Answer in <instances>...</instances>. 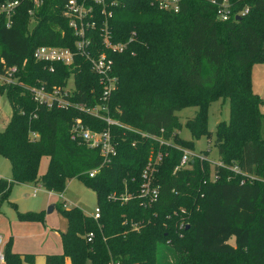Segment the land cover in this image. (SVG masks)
I'll use <instances>...</instances> for the list:
<instances>
[{"label":"trees","instance_id":"16d2710c","mask_svg":"<svg viewBox=\"0 0 264 264\" xmlns=\"http://www.w3.org/2000/svg\"><path fill=\"white\" fill-rule=\"evenodd\" d=\"M116 1L107 21L109 36L128 48L105 50L98 19L90 31L92 52L105 51L113 59L117 80L107 102L109 115L144 135L109 126L116 155L93 177L88 172L101 162L100 152L71 140L69 129L77 117L93 130H105L106 122L75 108L36 104L23 87L37 79L48 88L63 87L72 77V101L89 106L99 101L101 85L86 59L76 57V68L54 64L50 72L32 57L42 44L74 48L75 37L61 14L64 0H45L31 28L28 2L20 4L9 28L0 18V58L20 66L19 84L0 85L12 107L0 130V157L9 161L12 173L0 178V205L14 184H40L61 193L67 181L78 178L95 192L98 220L77 207H58L66 221L62 252L47 254L45 264H66V259L69 264H220L214 261L220 257L232 264H264L263 101L252 91L250 76L251 66L264 62V0H229L235 11L245 6L249 11L228 21L216 19L210 0H182L178 12L151 0ZM217 99L229 104V118L216 125L214 140L226 167H216L215 180L209 179L207 161L194 160L175 171L182 154L175 145L193 149L195 139L208 135L207 109ZM187 107H196L184 124L191 140L178 135L175 114ZM156 153L164 155L154 176L159 196L141 206V171ZM43 157L47 166L38 175ZM233 165L243 174L228 169ZM244 174L255 179L241 182ZM126 193L131 197L123 202ZM17 216L44 220L41 212ZM3 251L5 264L34 263L33 254Z\"/></svg>","mask_w":264,"mask_h":264},{"label":"built area","instance_id":"2783aa9c","mask_svg":"<svg viewBox=\"0 0 264 264\" xmlns=\"http://www.w3.org/2000/svg\"><path fill=\"white\" fill-rule=\"evenodd\" d=\"M45 0H6L0 2V18L5 19V26L9 28L12 25L13 18L16 15L17 9L22 2L30 3L27 14L30 18L29 27L35 24L36 13L38 9L44 4ZM182 0H151L152 3L157 5L160 9L178 12L180 2ZM116 0H64L62 8V16L67 20L68 26L71 28L75 37L74 48L58 47L51 45H39L32 53L33 59L45 66H48V71H54V64H62L73 68L77 67L76 57H82L90 63L91 71L97 75L98 82L101 85V94L99 101L93 105H86L84 103H77L71 100V92L73 90V78L69 77L66 86H52L48 88L47 82L42 79H37L34 84L23 85L25 90L29 93L32 101L36 104L45 106L47 108H75L85 114L103 120L107 124L105 130H93L89 128L82 121L80 117L73 120L70 125L69 133L70 139L85 144L90 149H97L102 157L99 165L88 172L89 177H93L104 164L109 163L111 158L116 155V145L110 133L109 126L115 125L129 131L138 132V130L112 118L109 115L108 99L115 87L116 76L112 73L113 59L105 52L93 53V38L90 31H94L98 19L102 21L100 36L102 37L103 48L110 52L122 53L127 50V43L112 42L108 32V18L112 15L111 8L116 5ZM215 5V17L219 21H228L230 19L240 18L246 15L249 11L245 6L237 11L234 10L232 3L229 0H210ZM18 65H7L0 58V85H17L19 81ZM72 79V80H70ZM72 84V86L70 85ZM264 115V112H263ZM35 117V115H33ZM2 126V124H0ZM144 135L143 133H140ZM33 137H36L33 134ZM156 141L161 144L164 142L157 136H152ZM165 143V142H164ZM175 148L181 151L179 163L175 166L174 170L185 168L189 162L194 160L207 161L210 164V180L216 179V167H226L224 163L217 159L213 161L207 154L208 151L195 152L188 148H182L175 145ZM206 152V154L204 153ZM164 155L156 153L149 155L144 168L141 171L142 182L138 188V196L140 198V205H151L155 203L159 196V186L155 183V173L157 166L163 160ZM228 169L235 173L243 174L237 165L230 166ZM241 180H254L252 175H245ZM264 182V179L262 180ZM37 189H34L35 195ZM60 196H62L60 194ZM131 197L130 194H123L121 200L127 201ZM110 198L116 199L115 194H111ZM92 219L98 220L100 218V209L95 207L94 212L89 215ZM137 229V226H133ZM93 233H88L86 239L91 241ZM0 264H5V257L3 251L2 237L0 236Z\"/></svg>","mask_w":264,"mask_h":264},{"label":"rangeland","instance_id":"374dc122","mask_svg":"<svg viewBox=\"0 0 264 264\" xmlns=\"http://www.w3.org/2000/svg\"><path fill=\"white\" fill-rule=\"evenodd\" d=\"M251 87L263 101L260 110L264 112V62H256L251 66ZM72 80V79H70ZM72 86V84H70ZM12 107L5 96L0 93V130L10 118ZM196 107H187L175 114L178 116L181 128L178 135L184 140H191L189 130L184 126L186 120L192 118ZM229 118V104L227 99H217L211 102L207 109L208 135L194 140L195 152L208 151L209 158L218 159L217 149L214 145L216 125ZM261 133L264 136V118L261 124ZM47 157L40 162L38 175H42L47 166ZM11 167L7 159L0 157V178H11ZM34 189L36 190L33 195ZM60 194L62 196H60ZM8 202L14 203L15 208ZM96 194L78 178L67 181L61 193L44 189L39 184L23 183L14 184L8 200L0 205V236L2 237L3 250L9 247L18 253L35 254L44 250L62 252L61 234L66 230V221L59 208H79L84 214L91 215L96 207ZM52 207L50 209L51 206ZM59 207V208H58ZM17 212L43 213V221H30L20 219ZM234 244V239H230ZM216 263L232 264L228 258H216ZM86 264H89L88 262Z\"/></svg>","mask_w":264,"mask_h":264},{"label":"crops","instance_id":"0c3cea01","mask_svg":"<svg viewBox=\"0 0 264 264\" xmlns=\"http://www.w3.org/2000/svg\"><path fill=\"white\" fill-rule=\"evenodd\" d=\"M53 207H54V205H53ZM53 253H61V252L44 250L42 252H38V253L33 254L34 255V263L33 264H45V256L47 254H53ZM22 254H27V253H22ZM23 264H28V263H23ZM66 264H69L68 259H66Z\"/></svg>","mask_w":264,"mask_h":264},{"label":"water","instance_id":"95a60500","mask_svg":"<svg viewBox=\"0 0 264 264\" xmlns=\"http://www.w3.org/2000/svg\"><path fill=\"white\" fill-rule=\"evenodd\" d=\"M236 19H238V17H236ZM53 206L50 207V209L52 208ZM186 228H188V226H186Z\"/></svg>","mask_w":264,"mask_h":264}]
</instances>
